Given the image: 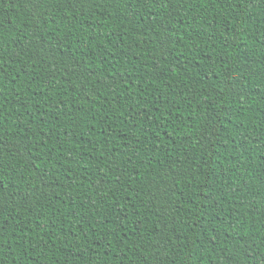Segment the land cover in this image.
<instances>
[{
    "label": "trees",
    "instance_id": "trees-1",
    "mask_svg": "<svg viewBox=\"0 0 264 264\" xmlns=\"http://www.w3.org/2000/svg\"><path fill=\"white\" fill-rule=\"evenodd\" d=\"M0 264H264V0H0Z\"/></svg>",
    "mask_w": 264,
    "mask_h": 264
}]
</instances>
